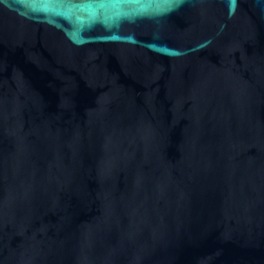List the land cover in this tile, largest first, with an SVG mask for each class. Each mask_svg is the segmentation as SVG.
<instances>
[{
  "label": "water",
  "instance_id": "obj_1",
  "mask_svg": "<svg viewBox=\"0 0 264 264\" xmlns=\"http://www.w3.org/2000/svg\"><path fill=\"white\" fill-rule=\"evenodd\" d=\"M0 264H264V0H0Z\"/></svg>",
  "mask_w": 264,
  "mask_h": 264
}]
</instances>
